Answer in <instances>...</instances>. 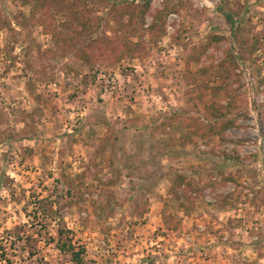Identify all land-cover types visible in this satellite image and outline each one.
<instances>
[{"label": "rangeland", "instance_id": "374dc122", "mask_svg": "<svg viewBox=\"0 0 264 264\" xmlns=\"http://www.w3.org/2000/svg\"><path fill=\"white\" fill-rule=\"evenodd\" d=\"M59 239L264 264V0H0V264Z\"/></svg>", "mask_w": 264, "mask_h": 264}, {"label": "trees", "instance_id": "16d2710c", "mask_svg": "<svg viewBox=\"0 0 264 264\" xmlns=\"http://www.w3.org/2000/svg\"><path fill=\"white\" fill-rule=\"evenodd\" d=\"M231 14V15H230ZM226 17V20L229 22V23H231V25L233 26V28H235V21L232 19V13H228L227 15H225ZM166 220V217L164 216L163 217V220ZM165 224H166V226H167V229L169 230V231H175V230H177V229H174V228H172V227H170V224L167 222V221H165ZM62 235H63V233L61 232L60 234H59V236H60V238L62 237ZM60 240L61 239H59V242L57 243V246H58V248H59V250L61 251V252H65V253H68V254H70L71 255V260H72V263L73 264H85L84 263V259H83V254H84V251H82V250H80V251H77V250H75L73 247H72V245L71 246H67L66 244H60ZM67 248H68V250H67Z\"/></svg>", "mask_w": 264, "mask_h": 264}, {"label": "crops", "instance_id": "0c3cea01", "mask_svg": "<svg viewBox=\"0 0 264 264\" xmlns=\"http://www.w3.org/2000/svg\"><path fill=\"white\" fill-rule=\"evenodd\" d=\"M100 138V137H99ZM101 138H102V136H101ZM97 140H100V139H97ZM100 142V141H99Z\"/></svg>", "mask_w": 264, "mask_h": 264}, {"label": "water", "instance_id": "95a60500", "mask_svg": "<svg viewBox=\"0 0 264 264\" xmlns=\"http://www.w3.org/2000/svg\"><path fill=\"white\" fill-rule=\"evenodd\" d=\"M232 29H233V28H232V25H231V31H232Z\"/></svg>", "mask_w": 264, "mask_h": 264}]
</instances>
